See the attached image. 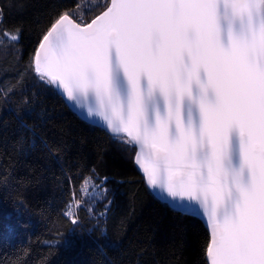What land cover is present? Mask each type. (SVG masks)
<instances>
[{
	"label": "snow or ice",
	"instance_id": "snow-or-ice-1",
	"mask_svg": "<svg viewBox=\"0 0 264 264\" xmlns=\"http://www.w3.org/2000/svg\"><path fill=\"white\" fill-rule=\"evenodd\" d=\"M23 33L0 0V43ZM27 70L135 150L158 200L205 220L206 264H264V0H69L49 15ZM12 91L0 87V98ZM74 175L62 215L75 228L86 212L104 255L109 177Z\"/></svg>",
	"mask_w": 264,
	"mask_h": 264
},
{
	"label": "trees",
	"instance_id": "trees-1",
	"mask_svg": "<svg viewBox=\"0 0 264 264\" xmlns=\"http://www.w3.org/2000/svg\"><path fill=\"white\" fill-rule=\"evenodd\" d=\"M3 3L8 26L22 25L24 33L20 44L0 43V87L14 89L7 101L0 98V260L19 252L23 264H206L209 234L200 218L155 198L134 165L135 150L83 120L27 70L49 15L69 0ZM85 167L109 177L112 204L101 227L111 246L104 255L86 212L75 228L62 215L71 190L66 178L78 185L74 172ZM57 240L63 243L54 246Z\"/></svg>",
	"mask_w": 264,
	"mask_h": 264
},
{
	"label": "water",
	"instance_id": "water-1",
	"mask_svg": "<svg viewBox=\"0 0 264 264\" xmlns=\"http://www.w3.org/2000/svg\"><path fill=\"white\" fill-rule=\"evenodd\" d=\"M68 104V103H67ZM69 105V104H68ZM69 107L74 111V112H76L83 120H85L86 122H88L89 124H91V125H93L91 122H89L82 114H80V113H78L76 110H74L73 109V107L71 106V105H69ZM94 126V125H93ZM96 127H99V128H101V129H103L102 127H100V126H96ZM104 130V129H103ZM105 131V130H104ZM107 134H108V132L107 131H105ZM135 156V155H134ZM133 162H134V159H133ZM134 165H135V167L138 169V171L142 174V172H141V170L137 167V165L134 163ZM143 176V175H142ZM143 180H144V177H143ZM145 183V182H144ZM146 185V184H145ZM147 186V185H146ZM147 188L150 190V188L147 186ZM151 191V190H150ZM151 193L153 194V192L151 191ZM154 195V194H153ZM155 197V196H154ZM156 198V197H155ZM192 216V215H191ZM196 217H198V218H200L199 216H196ZM200 220L202 221V223L204 224V226H205V228H206V230H207V232H208V225H207V223L205 222V220L204 219H202V218H200ZM208 234H209V232H208Z\"/></svg>",
	"mask_w": 264,
	"mask_h": 264
}]
</instances>
